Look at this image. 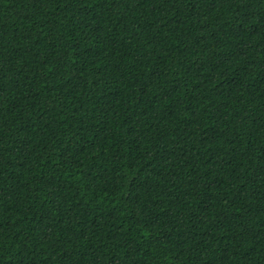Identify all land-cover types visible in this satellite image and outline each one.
I'll list each match as a JSON object with an SVG mask.
<instances>
[{"label":"trees","instance_id":"trees-1","mask_svg":"<svg viewBox=\"0 0 264 264\" xmlns=\"http://www.w3.org/2000/svg\"><path fill=\"white\" fill-rule=\"evenodd\" d=\"M0 264H264V0H0Z\"/></svg>","mask_w":264,"mask_h":264}]
</instances>
